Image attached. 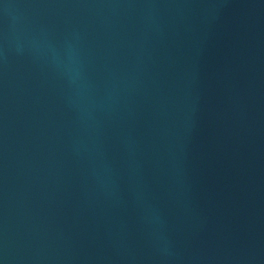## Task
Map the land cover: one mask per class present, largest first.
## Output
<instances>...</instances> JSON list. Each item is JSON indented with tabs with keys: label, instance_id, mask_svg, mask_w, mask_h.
Instances as JSON below:
<instances>
[{
	"label": "water",
	"instance_id": "water-1",
	"mask_svg": "<svg viewBox=\"0 0 264 264\" xmlns=\"http://www.w3.org/2000/svg\"><path fill=\"white\" fill-rule=\"evenodd\" d=\"M0 264H264V0H0Z\"/></svg>",
	"mask_w": 264,
	"mask_h": 264
}]
</instances>
